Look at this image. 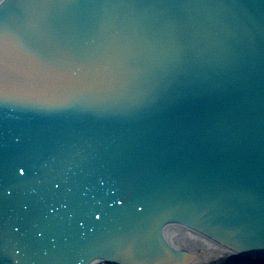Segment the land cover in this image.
<instances>
[{"label": "water", "instance_id": "1", "mask_svg": "<svg viewBox=\"0 0 264 264\" xmlns=\"http://www.w3.org/2000/svg\"><path fill=\"white\" fill-rule=\"evenodd\" d=\"M264 264V0L0 9V264Z\"/></svg>", "mask_w": 264, "mask_h": 264}, {"label": "bare ground", "instance_id": "2", "mask_svg": "<svg viewBox=\"0 0 264 264\" xmlns=\"http://www.w3.org/2000/svg\"><path fill=\"white\" fill-rule=\"evenodd\" d=\"M170 236L177 247L202 261V264H226V259L235 255L231 250L184 228L175 227ZM94 264L106 263L100 261Z\"/></svg>", "mask_w": 264, "mask_h": 264}, {"label": "snow or ice", "instance_id": "3", "mask_svg": "<svg viewBox=\"0 0 264 264\" xmlns=\"http://www.w3.org/2000/svg\"><path fill=\"white\" fill-rule=\"evenodd\" d=\"M9 2V0H0V9H2L5 5V3L7 4Z\"/></svg>", "mask_w": 264, "mask_h": 264}]
</instances>
